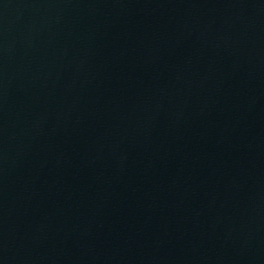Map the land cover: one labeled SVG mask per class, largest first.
<instances>
[{
	"label": "water",
	"instance_id": "95a60500",
	"mask_svg": "<svg viewBox=\"0 0 264 264\" xmlns=\"http://www.w3.org/2000/svg\"><path fill=\"white\" fill-rule=\"evenodd\" d=\"M0 264H264V0H0Z\"/></svg>",
	"mask_w": 264,
	"mask_h": 264
}]
</instances>
